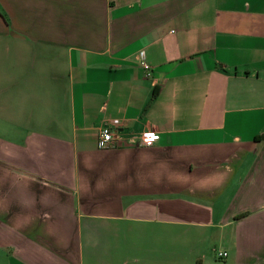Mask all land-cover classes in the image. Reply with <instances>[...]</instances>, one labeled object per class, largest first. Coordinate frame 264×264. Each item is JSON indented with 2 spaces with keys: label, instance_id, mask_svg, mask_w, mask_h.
Wrapping results in <instances>:
<instances>
[{
  "label": "crops",
  "instance_id": "0c3cea01",
  "mask_svg": "<svg viewBox=\"0 0 264 264\" xmlns=\"http://www.w3.org/2000/svg\"><path fill=\"white\" fill-rule=\"evenodd\" d=\"M0 264H264V0H0Z\"/></svg>",
  "mask_w": 264,
  "mask_h": 264
},
{
  "label": "built area",
  "instance_id": "2783aa9c",
  "mask_svg": "<svg viewBox=\"0 0 264 264\" xmlns=\"http://www.w3.org/2000/svg\"><path fill=\"white\" fill-rule=\"evenodd\" d=\"M140 66L144 71V75L148 76L149 67L142 62L140 63ZM113 134L114 132H112V130L108 126L102 127L96 138V148L104 150L115 147L117 141ZM154 138H155V134L153 131H145L140 135L139 145L144 147H149L152 145ZM214 255L215 258L218 260H222L226 256L225 252L222 251H216Z\"/></svg>",
  "mask_w": 264,
  "mask_h": 264
},
{
  "label": "trees",
  "instance_id": "16d2710c",
  "mask_svg": "<svg viewBox=\"0 0 264 264\" xmlns=\"http://www.w3.org/2000/svg\"><path fill=\"white\" fill-rule=\"evenodd\" d=\"M155 93H156V90H154V91L152 92L151 97H153V96L155 95Z\"/></svg>",
  "mask_w": 264,
  "mask_h": 264
},
{
  "label": "rangeland",
  "instance_id": "374dc122",
  "mask_svg": "<svg viewBox=\"0 0 264 264\" xmlns=\"http://www.w3.org/2000/svg\"><path fill=\"white\" fill-rule=\"evenodd\" d=\"M216 251H214V254H215ZM217 261V260H216ZM221 262V261H220Z\"/></svg>",
  "mask_w": 264,
  "mask_h": 264
}]
</instances>
